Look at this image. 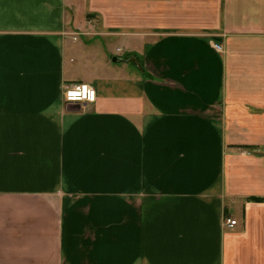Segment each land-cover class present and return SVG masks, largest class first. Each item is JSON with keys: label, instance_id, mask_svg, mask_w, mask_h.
Returning <instances> with one entry per match:
<instances>
[{"label": "crops", "instance_id": "1", "mask_svg": "<svg viewBox=\"0 0 264 264\" xmlns=\"http://www.w3.org/2000/svg\"><path fill=\"white\" fill-rule=\"evenodd\" d=\"M255 197L264 0H0V264H264Z\"/></svg>", "mask_w": 264, "mask_h": 264}, {"label": "built area", "instance_id": "2", "mask_svg": "<svg viewBox=\"0 0 264 264\" xmlns=\"http://www.w3.org/2000/svg\"><path fill=\"white\" fill-rule=\"evenodd\" d=\"M216 48L221 50L219 44L216 45ZM65 100L68 103H94L97 98V92L95 87L90 83H68L65 85ZM225 225L228 227H234L237 225V220L227 218L225 219Z\"/></svg>", "mask_w": 264, "mask_h": 264}, {"label": "trees", "instance_id": "3", "mask_svg": "<svg viewBox=\"0 0 264 264\" xmlns=\"http://www.w3.org/2000/svg\"><path fill=\"white\" fill-rule=\"evenodd\" d=\"M251 200H254V201H258V202H261V201H264V199H262V198H251Z\"/></svg>", "mask_w": 264, "mask_h": 264}, {"label": "water", "instance_id": "4", "mask_svg": "<svg viewBox=\"0 0 264 264\" xmlns=\"http://www.w3.org/2000/svg\"><path fill=\"white\" fill-rule=\"evenodd\" d=\"M73 104H74V103H73ZM80 108H81V105H80V104H77V105H75V106L73 107V109H75V110H76V109L79 110Z\"/></svg>", "mask_w": 264, "mask_h": 264}]
</instances>
